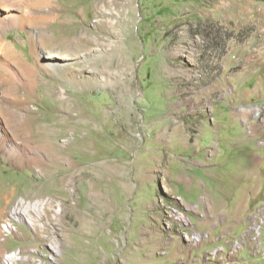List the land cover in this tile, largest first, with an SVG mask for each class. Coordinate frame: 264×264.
<instances>
[{"label":"rangeland","instance_id":"rangeland-1","mask_svg":"<svg viewBox=\"0 0 264 264\" xmlns=\"http://www.w3.org/2000/svg\"><path fill=\"white\" fill-rule=\"evenodd\" d=\"M64 1L0 0L2 54L34 62L29 32L64 21L83 41L36 45L74 83L39 66L35 94H3L0 70V106L22 117L4 142L29 153L0 143V264H264V183L233 188L242 136L264 159V0Z\"/></svg>","mask_w":264,"mask_h":264},{"label":"bare ground","instance_id":"bare-ground-1","mask_svg":"<svg viewBox=\"0 0 264 264\" xmlns=\"http://www.w3.org/2000/svg\"><path fill=\"white\" fill-rule=\"evenodd\" d=\"M57 1V0H56ZM64 1V0H63ZM71 2V0H70ZM75 0H73V3ZM95 5H99L98 0H94ZM104 4H108L107 0H103ZM45 3L49 4L50 0H41V3L39 6L44 5ZM72 3V2H71ZM63 4H68L66 1H64ZM52 5V4H51ZM73 5V4H71ZM38 6V7H39ZM53 6V5H52ZM58 6V2H56V5ZM62 7V8H61ZM41 8V7H40ZM63 6L59 7H50V10L48 9L44 13H39L34 17V20H37V22H40L45 25H51L53 22L57 20L61 16V14L58 13V11L66 12V9H63ZM100 9V8H99ZM43 12V10H41ZM100 12L104 15V11L100 9ZM29 14V13H28ZM30 16L23 15L20 17V24L26 23L27 25H31L32 22L30 20ZM3 22V21H2ZM0 22L1 26L5 27L4 24ZM61 23V22H60ZM65 24H70L69 32L60 34L56 38L55 33H48L44 30L38 32L37 34L34 31H30V48L33 51V55L35 57L34 62H29L24 58H19L16 53H13V47L9 45L8 49H6L5 53H0V70L2 71L3 76V83L4 86L2 87L1 92L3 94H9V95H16L19 93L18 90L20 87H23L28 93L35 94V90L39 87V79L37 78V74L40 68L43 71L46 72H53L55 73L61 80V83L66 82V76H68V80L72 81L73 83L76 82L75 75L71 72L69 67H61L57 64L50 65L45 60L40 62L39 61V53L36 51V45L41 47L43 49V52L46 53L48 56H61V57H67V48L70 43L74 42L75 46L83 45V41L81 38H75L74 32L71 34V29L75 23L68 21L65 22ZM62 24V23H61ZM107 24V23H106ZM103 26V25H102ZM105 26V24H104ZM100 27V25H99ZM101 28V27H100ZM45 29V28H44ZM81 31V30H80ZM87 40V39H86ZM58 45L60 47V51H54V46ZM46 46V47H45ZM74 46V47H75ZM78 48V47H77ZM15 51V50H14ZM4 55V56H2ZM16 63V66L14 65ZM52 64V63H51ZM47 84H51V82H48ZM60 89L62 87L61 84H57ZM61 85V86H60ZM14 93V94H13ZM63 92L59 90V95ZM20 96V95H19ZM61 96V95H60ZM22 124V117L21 115H18L15 111H7L5 110L4 106H0V143L3 144L4 141H6V135H4L3 131H6L7 128H11L13 131L18 130L19 125ZM46 130V129H45ZM53 139H56V135L53 137ZM5 143V142H4ZM55 146H57V142L53 140L52 142ZM6 149L10 148L12 151H17L18 153H23L28 155L26 146L22 148V144L19 141H11L9 140L7 143H5ZM21 207L17 206L14 207L11 211L12 216L16 219L22 218V216L18 213L20 211ZM10 228H12L10 226ZM9 228V229H10ZM195 234L198 235V233L195 232ZM19 259L18 254L16 252H13L11 254H7L2 261V264H10L14 259Z\"/></svg>","mask_w":264,"mask_h":264},{"label":"crops","instance_id":"crops-1","mask_svg":"<svg viewBox=\"0 0 264 264\" xmlns=\"http://www.w3.org/2000/svg\"><path fill=\"white\" fill-rule=\"evenodd\" d=\"M225 141L226 140L224 139V142ZM241 142L242 143L240 147L236 149L237 155L235 156V162L238 164V168H237L238 172L236 174H238L237 177L240 180L237 179L236 174L233 173L234 187L233 186L232 187L235 188V190L247 191V195H246L247 197L255 198L259 196L260 182L264 183V159L261 158L260 160V157L259 159H255V160L253 159V156L255 154L258 156V154H260V151L256 150L257 147L253 146V143H251V140L248 136H245V137L242 136ZM197 162H200V163L202 162V163L201 164L196 163L198 165L196 166L198 167V170L196 171H204L203 169L207 163H204L201 160ZM204 174H206L205 171H204ZM211 174H206V175H211ZM257 174H258V178L254 177V175H257ZM200 178L201 177L199 175H196L195 171H193L192 178H191L192 180L189 179L188 181V184L193 183L191 187L194 191V194H196L198 190L201 189V187H204V186H201L202 184L204 185V183L201 181ZM233 188H228V189H233Z\"/></svg>","mask_w":264,"mask_h":264}]
</instances>
